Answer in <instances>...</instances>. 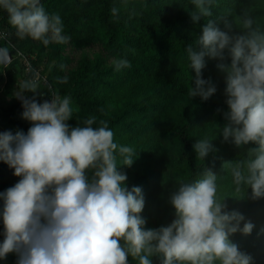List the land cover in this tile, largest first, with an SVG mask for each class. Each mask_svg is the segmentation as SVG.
<instances>
[{
    "label": "clouds",
    "instance_id": "obj_1",
    "mask_svg": "<svg viewBox=\"0 0 264 264\" xmlns=\"http://www.w3.org/2000/svg\"><path fill=\"white\" fill-rule=\"evenodd\" d=\"M191 3L193 23L213 15V0ZM0 9L21 40L45 46L70 40L61 16L49 14L41 0H0ZM111 12L115 16L118 9ZM219 20L222 28L209 19L195 44L185 49L195 73L188 95L207 101L216 94V84L203 77V70L206 58L219 61L228 109L220 134L237 148L254 145L245 158L225 164L235 192L250 188V199L256 201L264 198V30L250 9L236 20ZM9 59L8 49L0 48V63ZM112 63L116 70L130 66L126 59ZM38 87L36 80L19 85L21 117L31 125L27 132H0V162L19 178L0 191V260L15 254L16 264H129V257L138 264H154V258L160 264H251V255L229 237L251 234L254 224L239 211L227 210L211 168L198 179L179 180L169 196L174 219L145 229L142 189L129 190L128 177L119 170L133 165L134 148L116 143L107 121L93 127L95 116L70 125L72 98L54 95L41 102L44 93ZM212 140L205 136L194 143L197 159L216 151Z\"/></svg>",
    "mask_w": 264,
    "mask_h": 264
},
{
    "label": "trees",
    "instance_id": "obj_2",
    "mask_svg": "<svg viewBox=\"0 0 264 264\" xmlns=\"http://www.w3.org/2000/svg\"><path fill=\"white\" fill-rule=\"evenodd\" d=\"M41 3L49 14L61 16L64 34L74 45L100 43L104 52L83 55L76 68L66 72L68 59L62 54V44L53 42L45 46L30 38L19 43L18 49L34 55L33 69L24 73L18 59L3 64L0 87L12 97L3 131L26 133L31 126L21 117L23 108L15 89L30 80V73L34 75L35 69L44 63V69L49 71L46 80L38 83V91L44 93L38 97L41 102L53 91L60 97L70 96L78 105L68 122L70 125L77 122L83 125L91 116L97 119L93 127L98 126L99 120H105L114 133V141L137 152L133 165L126 167L124 173L129 190L133 186L142 189L145 198L142 218L148 223H170L174 209L169 198L165 200L158 193L161 182L171 184V194L179 180L198 179L205 168H211L218 177V195L227 198V210L239 211L254 224L251 234L237 232L229 237L230 241L251 255V264H264V198L251 200L250 188L236 193L230 168L225 164L245 158L246 149L254 145L237 148L224 142L220 134L225 124L223 112L228 109L224 74L216 68L219 61L206 58L203 70V77H211L216 84V94L207 101L188 95L189 88L194 87L195 73L185 51L188 44H195L209 19L222 28L220 17L236 20L245 9H250V15L264 30V0H213V15L201 17L196 23L190 18V12L194 11L191 0H41ZM113 7L118 9L115 16L111 12ZM11 28L7 13L0 9V30L7 33ZM119 59H126L130 66L116 70L112 61ZM205 136L213 139L216 151L199 160L193 145ZM18 179L13 170L0 162V191ZM246 203L252 209H244ZM0 264H16L15 254L0 260ZM129 264L138 262L129 257ZM154 264H160V260L154 258Z\"/></svg>",
    "mask_w": 264,
    "mask_h": 264
},
{
    "label": "rangeland",
    "instance_id": "obj_3",
    "mask_svg": "<svg viewBox=\"0 0 264 264\" xmlns=\"http://www.w3.org/2000/svg\"><path fill=\"white\" fill-rule=\"evenodd\" d=\"M10 32V33H9ZM9 32H5L3 29L0 30V43L7 49L11 50V52L13 53V59H18L20 61V64L24 70V73H28V67L31 64L32 60L31 57L34 58V55H30V53L22 50V49H18V44L22 43L23 40L27 39H19L16 35H15V29L9 30ZM35 43H39L40 41H35L33 40ZM64 46V50H62V54L64 56H66V58L68 59L67 63L65 64V71L66 72H70L71 70H73L74 68H76L79 59L85 55L88 54L90 56H93V54L95 52H104L103 51V45L100 43H91L89 45L86 46H77L74 45V43H72L71 40H69L68 43L66 44H62ZM50 50V49H48ZM47 50V51H48ZM113 59V58H112ZM43 65L40 66V68H36L35 69V73H33L34 75H32V72L30 73V80H36L37 83H39L41 80H43V78H46L49 69L45 70L44 69V63H42ZM45 70V71H43ZM5 71V67L2 63H0V75L3 74ZM4 82H2L3 84ZM11 99L8 101L6 100L5 94L3 92V90L1 91V87H0V125L3 127L4 122L7 120V107L9 105V103H11ZM72 105L73 108L75 109V107H77L78 105L76 103L73 102L72 100ZM121 171L124 172L126 171V167L121 166ZM163 184L166 185V187L163 186ZM170 183L169 182H164L162 181L160 184V187L157 189L158 193L163 196L165 198V200L167 198H169L170 196ZM252 206L250 205V203H246L243 205L244 209H252ZM144 211V209H143ZM142 211V212H143ZM141 215V214H140ZM161 217V216H160ZM146 220V224H145V229H148L147 227V219ZM149 224V228H157L160 227L161 225H164L163 223H158L153 221L152 223H148Z\"/></svg>",
    "mask_w": 264,
    "mask_h": 264
},
{
    "label": "water",
    "instance_id": "obj_4",
    "mask_svg": "<svg viewBox=\"0 0 264 264\" xmlns=\"http://www.w3.org/2000/svg\"><path fill=\"white\" fill-rule=\"evenodd\" d=\"M0 48H5L3 45L0 44ZM9 55H10V59L6 62H3L4 65H8L12 60H13V53L11 52V50L8 49ZM20 92V89L17 88L15 89V94L17 95ZM3 131V127L0 125V132Z\"/></svg>",
    "mask_w": 264,
    "mask_h": 264
},
{
    "label": "built area",
    "instance_id": "obj_5",
    "mask_svg": "<svg viewBox=\"0 0 264 264\" xmlns=\"http://www.w3.org/2000/svg\"><path fill=\"white\" fill-rule=\"evenodd\" d=\"M33 69V65H32V62H31V64L29 65V67H28V70H32ZM32 80V79H31ZM44 80H46V78H44ZM54 95H58L56 92H52L51 94H50V96L48 97V100H50L51 99V97L52 96H54Z\"/></svg>",
    "mask_w": 264,
    "mask_h": 264
},
{
    "label": "crops",
    "instance_id": "obj_6",
    "mask_svg": "<svg viewBox=\"0 0 264 264\" xmlns=\"http://www.w3.org/2000/svg\"><path fill=\"white\" fill-rule=\"evenodd\" d=\"M2 64H3V63H2ZM2 90H3V89H1V91H2ZM5 97H6V100H8V101H9L10 99L12 100V97H11V96H7V95H5Z\"/></svg>",
    "mask_w": 264,
    "mask_h": 264
}]
</instances>
